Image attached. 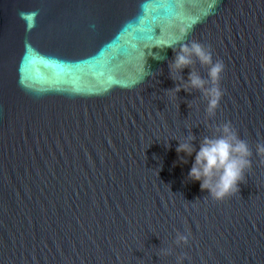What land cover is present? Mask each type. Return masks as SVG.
<instances>
[{
    "label": "water",
    "instance_id": "obj_1",
    "mask_svg": "<svg viewBox=\"0 0 264 264\" xmlns=\"http://www.w3.org/2000/svg\"><path fill=\"white\" fill-rule=\"evenodd\" d=\"M194 40L224 63L213 115L169 91ZM224 122L252 154L217 200L176 147ZM258 142L264 0H0V264H264Z\"/></svg>",
    "mask_w": 264,
    "mask_h": 264
},
{
    "label": "clouds",
    "instance_id": "obj_2",
    "mask_svg": "<svg viewBox=\"0 0 264 264\" xmlns=\"http://www.w3.org/2000/svg\"><path fill=\"white\" fill-rule=\"evenodd\" d=\"M167 46L172 47L171 44ZM174 58L169 62V69L173 79L181 80L173 91L176 93L181 88L185 90L198 89L207 100L206 112L209 115L215 113L219 105L222 90L219 87V79L224 70V63L217 59L213 62L211 50L198 41H191L180 45L179 50L173 48ZM196 60L201 65L208 66V78L205 79L197 71L188 73L186 81L177 73L192 65ZM218 135L204 136L197 149L191 141L193 136L189 135L178 143L176 152L184 153L180 156L178 163H187L186 157L195 153L191 168L187 174L188 179L199 181L200 188L208 190V193L217 200L224 199L226 196L238 190V182L242 181L245 169L250 167L251 149L248 143L241 139L231 122H224L217 125ZM258 155H264V143L256 144ZM264 162V161H262ZM176 242H187V236L177 233ZM170 253V249L163 250ZM185 256H177V264H183Z\"/></svg>",
    "mask_w": 264,
    "mask_h": 264
}]
</instances>
